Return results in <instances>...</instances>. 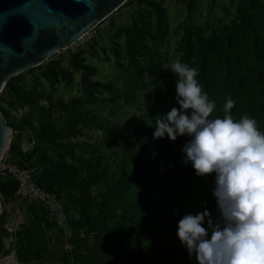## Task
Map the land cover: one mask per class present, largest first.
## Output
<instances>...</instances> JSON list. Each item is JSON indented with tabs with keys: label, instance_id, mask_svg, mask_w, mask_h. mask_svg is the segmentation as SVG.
<instances>
[{
	"label": "trees",
	"instance_id": "16d2710c",
	"mask_svg": "<svg viewBox=\"0 0 264 264\" xmlns=\"http://www.w3.org/2000/svg\"><path fill=\"white\" fill-rule=\"evenodd\" d=\"M250 1L256 2L257 10L246 13L239 23L223 25L208 36L190 24L183 40L181 61L198 69L199 82L209 99L215 101L210 118L225 115L224 105L230 97L235 101L231 109L233 117H253L264 131V73L254 62L264 51L260 28L264 12L257 3L259 0ZM140 3L151 5L159 13V33L164 27V9L149 0ZM149 34L156 37L137 24L127 29L132 59ZM155 59L145 67L133 66L130 83L133 88H156L145 94L140 117L132 128L100 124L97 116L77 112L75 103L59 105L65 117H54L50 109L42 108L38 113L32 109L24 116L23 124L9 123L14 130L21 131L26 126L33 127L32 119L37 118L38 144L34 150L26 155L13 142L10 152L12 160L24 166L35 167V162L42 165L43 180L36 177V172V182L62 200L67 211L73 212L70 223L79 237L75 239L73 235L74 249L64 252V264H197L176 235L177 222L185 213L202 212L205 208L214 221L220 218L212 194L214 174L197 176L192 164L184 162L182 146L189 137L153 139L155 126L150 124H155L173 106L179 107L175 99L176 76ZM75 66L83 71L89 69L83 64ZM83 85L88 95L97 87L85 73ZM4 93L9 94L11 101L28 104L36 101L29 99L31 92L19 93L18 87L9 82ZM2 112L8 121L5 109ZM79 124L97 125L104 130L109 145L115 147L113 163L109 162L110 154L102 161L103 157L86 158L76 153L84 147L90 153L95 151L87 143L67 141L78 135ZM48 147L68 154L74 162L53 158L47 154ZM112 166L113 174L108 180ZM1 180L13 179L0 177V197L6 207L15 197ZM101 183L105 189L93 195L94 187ZM159 189L165 191L161 196ZM24 212L26 221L15 234L18 237L15 251L20 262L41 259L53 243V248L59 243L63 250L61 233L39 202L26 198ZM9 218L10 212L4 209L0 215V256L9 253L6 240L13 234L7 226Z\"/></svg>",
	"mask_w": 264,
	"mask_h": 264
},
{
	"label": "rangeland",
	"instance_id": "374dc122",
	"mask_svg": "<svg viewBox=\"0 0 264 264\" xmlns=\"http://www.w3.org/2000/svg\"><path fill=\"white\" fill-rule=\"evenodd\" d=\"M149 1L157 3L164 9L162 14L164 27L159 33H157L159 13L151 5L140 3L141 0H127L123 6L99 23L81 40L53 55L41 65L12 77L9 84L17 86L19 93L31 92L29 99L36 101L34 104H28L25 101H11L9 94L4 93V88L0 94V107L5 109L9 116V122H7L23 124L24 116L27 113H30L32 109H34V113H38L42 108L50 109L54 117H65V113L59 105L75 103L77 112L87 113L92 117L97 116V122L100 124L107 127L119 124L126 128H132L140 117L145 94L156 88L154 86L148 89L133 88L130 84L133 77V66L138 64L145 67L155 58L156 61L164 64L181 60L183 40L190 24L195 26L200 34L208 36L223 25L231 26L234 23H239L246 13L258 9L256 2L250 0ZM257 3L261 4L264 12V0H259ZM260 21L262 46L264 47V14ZM135 24L144 30L148 31L149 29L156 37L153 38L151 34L147 35L144 46L135 52V57L132 59L127 47V29ZM254 62L259 65V68L261 66V71L264 73V51L259 59H254ZM76 64H83L89 69L88 71L79 70L75 66ZM84 73L91 78L92 82L97 83V87L93 88L92 95H88L84 90ZM32 121L33 127L26 126L21 131L14 130L12 127L11 144L15 142L19 149V142L22 139L30 142L27 153L22 152L26 155H29L38 144L37 118L34 117ZM77 128L80 130L78 135L67 141L84 142L95 149L93 153H90V149L84 147L77 149V154H84L86 158L103 157L102 161L110 154L112 158L109 159V162L113 163L115 147L109 145L103 129L97 125L88 126L85 124H79ZM47 151V154L55 159H64L67 163L74 162L71 156L56 149L48 147ZM35 168L36 177L43 180L42 165L35 162ZM113 169L114 166L107 177L108 180L113 174ZM1 181L4 182L5 189L12 192L15 197L14 201L4 207L12 216L16 208L24 204L23 195L18 194L19 183L16 180ZM104 189V183L96 185L92 194L96 195ZM164 192L163 189H159L158 195L161 196ZM2 202L0 197V203ZM67 212L70 228L77 239L79 234L70 223L73 212ZM7 226L11 227L9 220ZM17 241L18 237L15 234L6 240L9 253L0 256V264H9L8 260L4 258L13 252L16 253ZM53 244L50 251L41 259L24 263L20 262L16 255L17 264H64L63 254L66 251L61 250L59 243V247L54 248Z\"/></svg>",
	"mask_w": 264,
	"mask_h": 264
},
{
	"label": "clouds",
	"instance_id": "9594fccd",
	"mask_svg": "<svg viewBox=\"0 0 264 264\" xmlns=\"http://www.w3.org/2000/svg\"><path fill=\"white\" fill-rule=\"evenodd\" d=\"M163 68L176 76L179 107L150 124L153 139L189 137L182 146L184 162L197 176L214 174L212 194L220 214L214 221L207 208L185 213L176 235L197 264H264V131L253 117L235 119L230 97L225 115L210 118L216 104L196 67L178 59Z\"/></svg>",
	"mask_w": 264,
	"mask_h": 264
},
{
	"label": "water",
	"instance_id": "95a60500",
	"mask_svg": "<svg viewBox=\"0 0 264 264\" xmlns=\"http://www.w3.org/2000/svg\"><path fill=\"white\" fill-rule=\"evenodd\" d=\"M127 0H0V94L9 80L69 48ZM13 128L0 107V160ZM4 203H0V215Z\"/></svg>",
	"mask_w": 264,
	"mask_h": 264
},
{
	"label": "built area",
	"instance_id": "2783aa9c",
	"mask_svg": "<svg viewBox=\"0 0 264 264\" xmlns=\"http://www.w3.org/2000/svg\"><path fill=\"white\" fill-rule=\"evenodd\" d=\"M29 143V141L27 142L22 139L19 142V149L22 152L27 153L30 147ZM35 173L36 168L34 166H24L13 161L10 148L0 160V177H9L19 183L18 194L23 195L24 206L25 199L28 198L39 202L48 211L55 223L56 229L62 235L63 249L67 252H72L74 249V245L71 243L73 233L70 228L69 215L65 205L54 193L36 182ZM9 221L11 225V227L8 226L9 230L13 234H16L26 221L24 208L22 206L16 208L14 215H10ZM4 259L8 260L9 264H17L16 253L14 252L9 256H5Z\"/></svg>",
	"mask_w": 264,
	"mask_h": 264
},
{
	"label": "crops",
	"instance_id": "0c3cea01",
	"mask_svg": "<svg viewBox=\"0 0 264 264\" xmlns=\"http://www.w3.org/2000/svg\"><path fill=\"white\" fill-rule=\"evenodd\" d=\"M23 197V196H22ZM23 200H24V197H23ZM23 208H24V205H21Z\"/></svg>",
	"mask_w": 264,
	"mask_h": 264
}]
</instances>
